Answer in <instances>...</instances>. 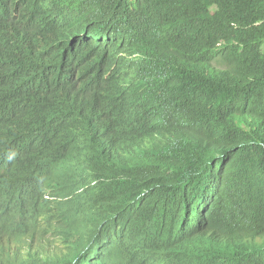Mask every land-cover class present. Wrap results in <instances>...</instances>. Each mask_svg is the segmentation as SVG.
I'll list each match as a JSON object with an SVG mask.
<instances>
[{"label":"trees","instance_id":"1","mask_svg":"<svg viewBox=\"0 0 264 264\" xmlns=\"http://www.w3.org/2000/svg\"><path fill=\"white\" fill-rule=\"evenodd\" d=\"M53 1L72 32L88 29L79 54L90 59L81 74L87 109L119 111L133 130L151 129L153 135L136 159L111 164L93 148L81 154L85 171L68 173L61 200L44 212H63L73 221L77 209L84 215L85 224L62 233L58 247L51 222L39 221L28 201L7 190L36 161L37 147L23 146L34 137L27 129L30 116L36 115L34 124L51 117L33 112L27 96L29 104L8 110L13 127L7 126L1 108L11 103L13 90L24 91L0 77V264H63L65 257L90 264L89 241L108 233L116 214L143 237L161 233L175 200L173 191L162 203L141 196L153 179L199 192L201 205L222 218L238 211L243 219L231 231L254 229L264 237V0ZM24 4L19 3L23 11ZM107 72L124 91L120 98L105 80ZM60 89L65 100L54 102L58 110L48 114L84 110L71 102L70 88ZM61 126L68 128L69 120L53 128ZM48 160L45 152L37 163ZM95 178L101 180L93 185ZM225 254L220 264H264V241L235 245Z\"/></svg>","mask_w":264,"mask_h":264},{"label":"clouds","instance_id":"2","mask_svg":"<svg viewBox=\"0 0 264 264\" xmlns=\"http://www.w3.org/2000/svg\"><path fill=\"white\" fill-rule=\"evenodd\" d=\"M20 2L0 0V77L11 79L24 95H17L13 90L11 103L1 110L10 127L13 124L8 110L29 103L35 108L33 112L41 116L47 113L46 117L51 120L34 124L36 115L30 116L27 129L33 131L34 137L23 140V146L37 147L36 161L26 167L19 179L9 182L7 190L15 199L28 201L36 210L39 221L51 222L53 229L60 233L52 238L56 239L58 247L63 248L59 237L62 233L77 232L85 224L83 213L77 209V221H73L63 212H44L48 206L61 200L59 193L67 174L85 171L83 163L87 159L81 154L93 148L98 158L100 155L108 158L111 164L136 159L140 156L141 144L150 141L153 132L151 129L133 130L119 111H89L81 74L90 59L79 57L88 29L74 33L69 24L61 23L58 14L63 10L54 7L53 0H25L24 11ZM32 13L36 16L32 17ZM124 38L125 30L121 39ZM76 48L77 53H70ZM93 65L97 66V63L93 62ZM105 80L120 98L124 91L113 82L111 72L106 73ZM60 87L70 88L71 102L76 107L83 104L84 110L69 115L61 111L48 114L51 110H58L54 102L65 100V92ZM27 96H30L29 103ZM63 119L69 120L68 128H53ZM38 131H43V136H38ZM96 142H100L103 152L96 147ZM45 152L49 154L48 162L38 164L39 157ZM72 159L74 161L69 163ZM99 180L95 178L91 183L94 185ZM208 180L206 177V182ZM152 181V186L141 196L151 194L162 203L170 199L173 191L175 200L170 204L162 232L143 237L123 215H113L108 233L89 241L90 264H220L232 246L264 241V237L254 234V229L246 234L231 231L243 219L238 211L231 217L222 218L211 208L201 205L199 192H184L180 184H167L162 179ZM206 189L207 186L202 190V196ZM84 192L85 188H82L78 193ZM85 200L89 201L87 195ZM63 264L77 263L65 257Z\"/></svg>","mask_w":264,"mask_h":264},{"label":"bare ground","instance_id":"3","mask_svg":"<svg viewBox=\"0 0 264 264\" xmlns=\"http://www.w3.org/2000/svg\"><path fill=\"white\" fill-rule=\"evenodd\" d=\"M31 16H32V17H35V16H36V13H32ZM32 109H35V108H32ZM33 111H34V110H33ZM96 147H97L98 149L102 150V152H103V149H102V146H101L100 142H96ZM104 154H105V152H104ZM245 245H248V244H245Z\"/></svg>","mask_w":264,"mask_h":264},{"label":"rangeland","instance_id":"4","mask_svg":"<svg viewBox=\"0 0 264 264\" xmlns=\"http://www.w3.org/2000/svg\"><path fill=\"white\" fill-rule=\"evenodd\" d=\"M264 239V238H263Z\"/></svg>","mask_w":264,"mask_h":264}]
</instances>
